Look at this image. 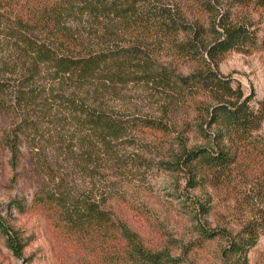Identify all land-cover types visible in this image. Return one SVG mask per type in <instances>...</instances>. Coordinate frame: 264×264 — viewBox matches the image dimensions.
<instances>
[{
    "label": "trees",
    "instance_id": "16d2710c",
    "mask_svg": "<svg viewBox=\"0 0 264 264\" xmlns=\"http://www.w3.org/2000/svg\"><path fill=\"white\" fill-rule=\"evenodd\" d=\"M259 30L264 44V0H0V113L19 118L3 140L19 158L22 136L32 137L31 149L41 156L42 126L71 122L89 132L79 151L63 146L74 165L92 176L98 168V175L108 168L125 176V169L151 163L121 154L113 141L163 139L158 166L207 193L238 167L264 158L257 138L263 116L252 104L254 93L220 72L228 52L259 44ZM184 65L191 68L186 74ZM135 90L157 97L158 108L130 112L126 96ZM173 133L178 136L171 140ZM38 161L37 173L54 180L50 164ZM66 177L15 207L43 216L53 238L91 256L93 264L98 254L102 264H181L168 245L149 248L107 207L122 197L117 189L112 196L86 195ZM181 203L194 216L199 206L211 211L201 200ZM14 234L0 222V235L18 256L39 238L37 232ZM258 234L252 224L234 234L223 249L224 264H251Z\"/></svg>",
    "mask_w": 264,
    "mask_h": 264
},
{
    "label": "rangeland",
    "instance_id": "374dc122",
    "mask_svg": "<svg viewBox=\"0 0 264 264\" xmlns=\"http://www.w3.org/2000/svg\"><path fill=\"white\" fill-rule=\"evenodd\" d=\"M258 34L257 46L228 52L220 63V72L232 78L235 84H241L246 94L254 93L252 104L263 116L257 138L264 144V44L263 32L259 30ZM190 70L186 65L180 67L185 74ZM148 96L146 91H128L129 111L138 108L144 113L155 111L158 108L157 97ZM18 120L15 115L0 113V222L12 235L19 230L22 236L37 232L39 238L18 256L6 246L0 235V264H93L91 256L71 252L72 248L64 246L66 241L53 238L43 216L21 213L15 207V201L30 202L43 185L53 186L63 175L71 185L78 184L86 195L108 192V196H112L110 192L117 189L122 197L120 200L113 197L107 207L137 231L149 248L168 245L174 254L181 257V264H224L223 249L232 236L245 230L248 224L259 232L257 243L248 254L250 263L264 264V158H258L259 161L251 168L238 167L225 184L210 188L206 193L199 188H189L182 176L158 166L166 152V140L158 138L153 141V138L140 135L137 139L121 137L112 145L121 154L144 157L151 163L150 167L132 172L125 169L128 171L125 176H119L108 168L102 169L103 175H98V168L92 176L90 171H82L63 153L64 144L79 151L80 139L86 137L88 131L71 122L67 126H42L46 138L40 140V145L44 146L41 156L31 149L32 137L22 136V154L15 158L2 136L10 133ZM177 136L173 133L171 140ZM38 159L50 164L51 175H56L54 180L46 172L42 175L37 173ZM17 160L19 165L14 168L13 163ZM90 168L94 170L93 163ZM191 198L203 201L211 211L206 213L199 206L201 211L195 216L188 213L181 202ZM201 228L211 235L206 236ZM94 260L97 264L103 263L101 254Z\"/></svg>",
    "mask_w": 264,
    "mask_h": 264
}]
</instances>
